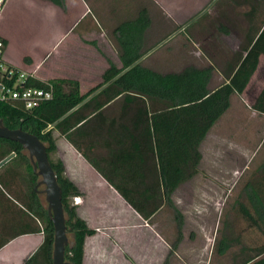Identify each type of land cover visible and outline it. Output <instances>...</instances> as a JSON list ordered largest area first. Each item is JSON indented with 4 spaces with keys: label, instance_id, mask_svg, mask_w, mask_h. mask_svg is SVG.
I'll use <instances>...</instances> for the list:
<instances>
[{
    "label": "crops",
    "instance_id": "0c3cea01",
    "mask_svg": "<svg viewBox=\"0 0 264 264\" xmlns=\"http://www.w3.org/2000/svg\"><path fill=\"white\" fill-rule=\"evenodd\" d=\"M18 10L21 12L23 21L27 19L25 29L46 30L49 35L48 39L39 45L43 50L39 59L31 58L32 60L23 61V58L28 56L22 55L14 59L8 50L7 36L3 30H10ZM140 10H144L150 19L147 30H152L153 21L156 19L162 20L165 26L176 28V30H194L196 34H199L193 44L194 63L186 64V66L198 69L201 68L200 64H205L204 67L210 66L212 74L208 88L211 91L229 81L264 28V0H62L61 7L47 0H7L0 14V38L5 44L4 58L9 65L21 72L31 74L40 82L46 83L53 79L76 81L79 93L83 95L99 85L101 75L108 63L117 68L120 67V49L112 32L120 24L135 19ZM191 19L193 20L190 21ZM145 57H148L147 53L141 57L140 61ZM96 66H101L102 71L99 70L98 73L100 77L91 75ZM262 66H264V58L259 57L248 84L254 79L264 80ZM93 81L99 83L92 85ZM248 84L242 93L247 92ZM107 85L108 83L102 85L82 101L81 105L92 99L88 108H80L82 113L90 112L92 114L90 117L98 114V121L83 126V129L88 132L90 136L87 137L88 139L95 140L97 137L98 144L91 145L90 150L98 154L97 159L92 161L100 172L89 165L75 147L65 141L61 135L66 143L68 155L67 158H60V161L65 165L67 179L79 191L77 196L79 202L75 208H84L89 202L84 197L85 194L94 193L106 196L113 201L119 213L126 211L127 214L131 208L120 197L117 188L133 195L149 196L155 191L161 192L157 172L154 169L153 144L146 119L151 113L167 108L163 104L152 102L133 93L116 95L115 89L111 90V88L102 91ZM263 87L264 85L258 89L254 98ZM106 95L110 98L108 101H106ZM239 95L230 97V106L225 113L231 107L232 98ZM95 100L99 108L93 112L92 105ZM110 108L118 113L116 122L115 120L106 121L104 117L99 116ZM259 127L261 139L256 147L249 148L247 153L244 151L242 157L244 158L243 170L253 169L241 189V194L245 198L244 204L252 212L245 223L252 229H248V232L243 231L239 236L233 229L236 224L229 220L225 222L226 228L223 230L225 235L215 241L219 226V220H216L211 224L209 231L202 227L197 232L193 231V234L188 232L186 240L202 241L201 251L208 256L206 262L200 261V264H211L212 258H216L214 264H254L264 258V123ZM105 131L109 132L106 138ZM81 135H85L84 130ZM132 148H137L138 152L134 153ZM120 150L132 152L133 159L116 160L114 156ZM258 154L260 156H257ZM254 161L256 165L253 164ZM251 193L257 197L256 205L249 201L248 195ZM255 208L258 209V214ZM131 211L127 214L130 215V223L124 226L129 227L130 241L128 243L135 246H130L129 260L126 263L152 264L155 255L150 258L145 254L141 255L143 242L145 251L148 253L153 251V248H148L149 240L164 245L165 258L176 255L175 252L184 239L182 231H180V238L178 239L177 234L175 242L169 245L164 237L152 228L150 219L145 221L139 219L138 215ZM79 217L83 220L81 216ZM120 225L114 227L116 233L123 226V224ZM42 227V223L27 213L19 201L0 193V264H47L43 256H38L27 263L43 241ZM93 237L94 235L90 238ZM141 237H145L146 241H143ZM87 241L88 238L83 244L82 264L85 260ZM253 242L259 245L254 248Z\"/></svg>",
    "mask_w": 264,
    "mask_h": 264
},
{
    "label": "trees",
    "instance_id": "16d2710c",
    "mask_svg": "<svg viewBox=\"0 0 264 264\" xmlns=\"http://www.w3.org/2000/svg\"><path fill=\"white\" fill-rule=\"evenodd\" d=\"M47 1L58 7L62 6V0ZM149 25L150 19L147 13L140 10L135 19L124 22L113 30L112 34L120 49V67L117 68L108 63V67L101 75V84L88 90L85 94L79 93L78 84L73 80L53 79L45 83L28 78L23 84L24 87L46 90L49 86L52 93L51 99L31 111L22 109L18 103L0 104L2 126L10 130L19 129L35 136L45 148L50 168L61 192L65 232L71 235L72 244L64 250V258L69 264H81L84 240L94 232L78 218L75 207L69 203V199L77 197L79 192L69 180L63 177L62 163L49 158V155L55 151L52 132L56 130L77 149L78 147L76 148L71 140V132L79 130L87 124V118L92 114L79 117L80 108H88L92 99L83 105H78L107 83L108 85L102 91L111 88V90L115 89L116 95L133 93L152 102L163 104L167 109L151 113L146 122L150 128L154 169L157 172L161 197L163 203L174 213L179 239L182 219L180 213L174 208L170 197L179 185L187 182L196 174V167L200 160L198 151L200 143L210 128L229 108L230 97L239 95L245 90L256 69L258 58H264L263 28L229 81L220 84L211 91L208 88L212 74L210 66L199 69L186 66L179 72L159 74L142 66L140 62L136 63L145 54L142 39ZM109 99L107 97L106 101ZM76 106H78L77 109L66 115ZM96 108H99L97 103ZM249 108L258 115L264 116V87L259 91ZM77 125L79 126L77 127ZM49 126L51 128L47 129ZM77 150L79 151V149ZM132 150L134 153L138 152L137 148H132ZM22 152V148L17 143L0 139V161L13 154V157L4 165L6 168H4L3 174H0V184L9 191V185L18 177L17 169L24 165L23 170L26 173L24 179L29 189L28 192L22 194L24 199L22 207L43 225V241L27 263L32 262L38 256H43L47 264H51L52 226L46 210L40 204L33 190L37 183V177L32 172L27 156ZM143 153L145 154V152ZM83 155L89 165L100 172L92 159ZM114 158L120 161H129L133 159V155L132 152L120 150ZM10 163L12 164L9 165ZM105 179L109 181L107 178ZM116 190L132 209L141 214L143 207L140 205L144 206L151 200V196L139 195L141 199L139 204L130 197L133 194H129L123 189L117 188ZM0 193L2 192L0 191ZM8 193L7 196L17 201L11 192L10 195ZM248 198L253 205H256L257 197L254 193L249 194ZM255 212L258 214V209L255 208ZM254 264H264V258Z\"/></svg>",
    "mask_w": 264,
    "mask_h": 264
},
{
    "label": "rangeland",
    "instance_id": "374dc122",
    "mask_svg": "<svg viewBox=\"0 0 264 264\" xmlns=\"http://www.w3.org/2000/svg\"><path fill=\"white\" fill-rule=\"evenodd\" d=\"M28 17L30 18V16ZM22 18L21 12L18 10L10 26V30H3L7 36L8 50L14 59L20 58L21 55L28 56L24 57L23 61L31 58L35 60L39 59L38 57L43 52L39 45L44 40L46 41L49 35H47L46 30L25 29V21L27 19L23 21ZM153 24L152 30H146L143 34V50L145 54L147 53L148 57L140 61V64L159 74L179 72L183 67H186V64L192 65L194 63L193 44H195L199 34H196L194 30H176V28L165 26L162 20L154 19ZM199 66L202 68L205 64H200ZM99 70L102 71L101 66H96L94 71L91 72V75L98 77ZM98 83V81H93L92 85ZM248 85L249 87L246 93H241V95L232 98L231 107L228 112L212 127L202 144L199 145L200 160L196 167V174L187 182L179 185L170 197L174 208L181 215L182 224L180 231L184 234V239L179 249L175 252L176 255H171L168 259L165 258L163 251L164 245L157 241L152 242L151 240H149L148 248H153V251L151 253L149 251L148 253V251H145L144 242L142 243L141 255L145 254L148 258L153 255L156 256L152 264H200V261L203 263L206 262L208 256L201 251L200 245L202 241L192 240L189 242L186 239L188 238V232L193 234V231L197 232L202 227L209 231L211 224L216 220H219V226L215 241L220 236L225 235V231H223L226 228L225 222L229 220H232L236 224L233 229L239 236L243 231L248 232V229H252L251 226H247L248 224L245 223L246 218L252 212L244 204L245 198L241 194V189L253 169L243 170L242 163L244 158L242 157L244 156V151L247 153L249 148L253 149V146L256 147L257 142L261 139L259 126L263 125L264 118L254 113L249 107L255 99V93L264 85V80L254 79ZM96 103H98L97 100L92 105L93 112L97 111ZM113 107L116 108V106ZM113 110V108H110L108 110L109 112L104 111L105 113L103 112L99 116L104 117L106 121L115 120L116 122L118 113ZM88 115L90 116V112H80L79 117H86ZM97 117L98 115H94L93 117L87 118V124L85 125L87 126L92 122L96 123L98 121ZM83 128L71 132V140L73 142L76 141L74 144H79L76 146L79 151L77 149L76 151L82 157L85 154L88 158L95 161L98 154L96 151H91L90 147L98 144L97 137L95 140H92L93 138L88 139L87 137L90 136L87 134L86 129ZM83 130L85 131L84 136L81 135ZM107 133L109 132L105 131V138ZM61 136L56 130L52 132L55 145L60 142V144H57L58 148L56 146V151L49 155L52 161H60V158H67L68 151L66 150V143H64ZM22 154L26 155L24 151ZM257 156H260V154ZM84 160L87 161L85 158ZM60 162L62 163V161ZM253 164L256 165V162L254 161ZM4 165L0 167L2 168L0 169V174H3V170L6 168ZM23 167L24 165L19 166L17 169L18 177L9 185L11 195L16 197L17 199H15L21 205H24L22 194L28 192L29 189L25 183L24 178H26V173ZM62 167L63 177L67 179L65 165L63 163ZM36 180L38 181L39 178L37 177ZM42 189L43 186H38L35 189V193L40 204L45 209L46 204L43 195L38 193ZM0 191L5 195L9 192L1 184ZM149 196H151L149 203L144 204V206L140 205L143 207L142 214L136 212L126 204L138 215L139 219L144 221L150 219L152 228L164 237L166 243L171 245V243L175 242L178 234L174 213L163 203L161 192L155 191ZM84 197L89 201L88 204L86 203L82 209L75 208V211L78 218H80L79 216L83 218V220L80 219L85 223L86 227L94 232V237L90 238L93 236L91 235L85 238H88V241L83 264H128L126 262L129 260L128 257L131 247L134 244L128 243L130 241L129 227L127 225L124 226V224L130 223L131 218L127 214L131 210L129 209L127 214L125 213L126 211L119 213L113 201L106 198V196L87 193ZM130 197L133 201L140 204L139 200L141 199L139 195ZM73 198L77 200L74 201ZM78 202L79 199L77 197H71L69 199L71 206L76 207ZM120 224H123L124 228L122 226L118 233H116L117 231L114 227L121 226ZM66 238L68 243L67 247H69L71 244V235L67 232ZM141 238L143 241H146L145 237ZM253 244L255 246L254 248L259 245L257 242H253ZM212 259L213 261L211 260L210 263L214 264L216 258Z\"/></svg>",
    "mask_w": 264,
    "mask_h": 264
},
{
    "label": "water",
    "instance_id": "95a60500",
    "mask_svg": "<svg viewBox=\"0 0 264 264\" xmlns=\"http://www.w3.org/2000/svg\"><path fill=\"white\" fill-rule=\"evenodd\" d=\"M140 60L141 58L136 63ZM81 104L82 102L78 106ZM78 106L70 110L66 115L77 109ZM0 139L17 143L26 153L32 167V172L39 178L34 190L38 186H43V189L38 191V193L43 195L46 204V214L52 226L51 264H69L64 258V250L68 243L61 206V192L50 168L43 144L35 136L27 132H23L19 129L10 130L5 128L2 126L1 122ZM12 157L13 154H10L1 160L0 167L7 163Z\"/></svg>",
    "mask_w": 264,
    "mask_h": 264
},
{
    "label": "built area",
    "instance_id": "2783aa9c",
    "mask_svg": "<svg viewBox=\"0 0 264 264\" xmlns=\"http://www.w3.org/2000/svg\"><path fill=\"white\" fill-rule=\"evenodd\" d=\"M7 0H0V14ZM5 44L0 38V104L18 103L22 109L31 111L52 97L51 89L24 87L23 84L31 74L21 72L9 65L4 58ZM49 126L47 129H50ZM76 201V198H73ZM76 203V202H75Z\"/></svg>",
    "mask_w": 264,
    "mask_h": 264
},
{
    "label": "flooded vegetation",
    "instance_id": "af4514ba",
    "mask_svg": "<svg viewBox=\"0 0 264 264\" xmlns=\"http://www.w3.org/2000/svg\"><path fill=\"white\" fill-rule=\"evenodd\" d=\"M36 192V190H34Z\"/></svg>",
    "mask_w": 264,
    "mask_h": 264
}]
</instances>
